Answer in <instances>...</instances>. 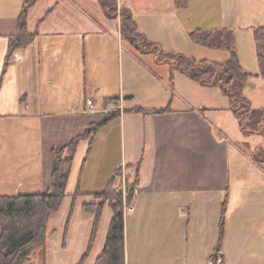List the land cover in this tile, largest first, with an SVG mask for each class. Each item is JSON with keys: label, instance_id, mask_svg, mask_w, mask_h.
I'll list each match as a JSON object with an SVG mask.
<instances>
[{"label": "crops", "instance_id": "obj_1", "mask_svg": "<svg viewBox=\"0 0 264 264\" xmlns=\"http://www.w3.org/2000/svg\"><path fill=\"white\" fill-rule=\"evenodd\" d=\"M24 3L0 0V197L47 193L52 151L104 123L92 142L78 144L43 264H80L87 254L84 264L97 263L113 210L102 204L97 221L85 206L101 205L94 195L117 171L119 185L136 173L139 181L124 212L126 264H209L217 256L264 264V135L242 131L221 90L136 51L100 0H37L26 19L35 41L6 64ZM118 7L163 51L197 61L223 64L229 56L195 43L192 32L234 31L240 64L253 75L244 95L264 108L253 33L264 28V0H118ZM260 150L261 162L253 156Z\"/></svg>", "mask_w": 264, "mask_h": 264}, {"label": "trees", "instance_id": "obj_2", "mask_svg": "<svg viewBox=\"0 0 264 264\" xmlns=\"http://www.w3.org/2000/svg\"><path fill=\"white\" fill-rule=\"evenodd\" d=\"M100 1L109 16L120 18L122 35L136 51L140 54H153L156 62L169 66L172 73L179 71L203 86L221 90L229 98L242 131L245 134L264 135V108L253 109L244 95V88L253 75L245 71L240 64L235 50L234 31L221 29L212 32L201 30L192 32L190 37L195 43L226 52L229 56L223 64L197 61L184 55L165 52L159 45L147 40L139 33L130 12L123 7L119 9L118 0ZM36 2L37 0H25L18 19L17 33L9 38L6 64L17 50L24 49L35 41L36 35L28 31L26 19L29 9ZM253 33L259 63L257 75L264 79V28H255ZM103 124H93L83 136L62 149L52 151V185L47 193L0 197V264H30L37 249L41 250L39 254L43 264L49 221L60 211L67 197V185L78 144L86 139L92 142ZM253 156L257 161H262L261 150ZM120 175L121 171H117L105 191L94 195L95 198L102 200L101 205L85 206L86 211L96 213L97 221L102 214V204L108 203L113 210L106 245L96 264H126L124 195L121 191L116 192V188L122 187L118 180ZM126 184L129 188L126 199L128 204L132 205L135 190L139 185L138 174L136 173L135 177H126ZM220 231L216 255L221 251L223 224ZM86 256L80 264H84Z\"/></svg>", "mask_w": 264, "mask_h": 264}, {"label": "built area", "instance_id": "obj_3", "mask_svg": "<svg viewBox=\"0 0 264 264\" xmlns=\"http://www.w3.org/2000/svg\"><path fill=\"white\" fill-rule=\"evenodd\" d=\"M87 103L89 106L94 104V102L92 100H89ZM121 107H122V105H121ZM123 177H124V175H123ZM120 191L123 192V195H124V212L127 213L132 209V206L128 204L127 199H126V196L129 192V188H127V184L125 183V181H124L122 187L117 189V192H120ZM135 193H136V190H135ZM209 264H224V263H223V259L221 257L217 256V257L213 258L209 262Z\"/></svg>", "mask_w": 264, "mask_h": 264}, {"label": "rangeland", "instance_id": "obj_4", "mask_svg": "<svg viewBox=\"0 0 264 264\" xmlns=\"http://www.w3.org/2000/svg\"><path fill=\"white\" fill-rule=\"evenodd\" d=\"M40 252H41L40 249L36 250L35 256L32 260V263H30V264H42V259H41L40 254H39Z\"/></svg>", "mask_w": 264, "mask_h": 264}]
</instances>
